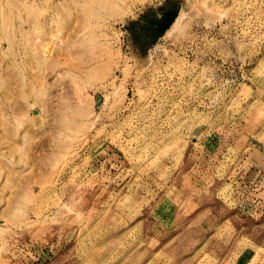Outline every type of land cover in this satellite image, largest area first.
I'll return each mask as SVG.
<instances>
[{"label": "rangeland", "instance_id": "374dc122", "mask_svg": "<svg viewBox=\"0 0 264 264\" xmlns=\"http://www.w3.org/2000/svg\"><path fill=\"white\" fill-rule=\"evenodd\" d=\"M262 152L264 0H0V264H264Z\"/></svg>", "mask_w": 264, "mask_h": 264}, {"label": "water", "instance_id": "95a60500", "mask_svg": "<svg viewBox=\"0 0 264 264\" xmlns=\"http://www.w3.org/2000/svg\"><path fill=\"white\" fill-rule=\"evenodd\" d=\"M173 17L166 18L160 23L161 30L163 31L166 29L167 26H169L172 22Z\"/></svg>", "mask_w": 264, "mask_h": 264}, {"label": "crops", "instance_id": "0c3cea01", "mask_svg": "<svg viewBox=\"0 0 264 264\" xmlns=\"http://www.w3.org/2000/svg\"><path fill=\"white\" fill-rule=\"evenodd\" d=\"M262 153H263V152H262ZM263 154H264V153H263ZM244 163H246V160L244 161ZM259 163H261V162H259ZM262 163H264V159H263ZM251 166H253L254 169H255V168H258L257 166H259V164H258V162L254 161L253 165H251ZM260 168H262V167H260ZM259 170H260V169H259Z\"/></svg>", "mask_w": 264, "mask_h": 264}]
</instances>
